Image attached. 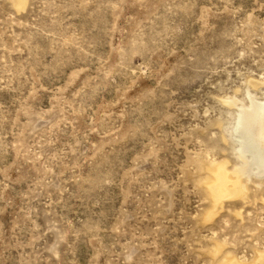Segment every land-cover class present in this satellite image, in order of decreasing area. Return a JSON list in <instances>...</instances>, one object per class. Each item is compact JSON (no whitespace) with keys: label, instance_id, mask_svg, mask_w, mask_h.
<instances>
[{"label":"rangeland","instance_id":"obj_1","mask_svg":"<svg viewBox=\"0 0 264 264\" xmlns=\"http://www.w3.org/2000/svg\"><path fill=\"white\" fill-rule=\"evenodd\" d=\"M248 91L264 0H0V264H264Z\"/></svg>","mask_w":264,"mask_h":264},{"label":"bare ground","instance_id":"obj_2","mask_svg":"<svg viewBox=\"0 0 264 264\" xmlns=\"http://www.w3.org/2000/svg\"><path fill=\"white\" fill-rule=\"evenodd\" d=\"M22 5L23 0H19V6ZM251 84L255 88L261 85ZM230 106L236 111L233 137L237 160L231 172L225 165L216 173V184L211 188L216 205L226 197L243 195L246 189L244 183L253 177L264 176V96L248 91L245 99H234ZM231 264L240 263L234 261Z\"/></svg>","mask_w":264,"mask_h":264}]
</instances>
